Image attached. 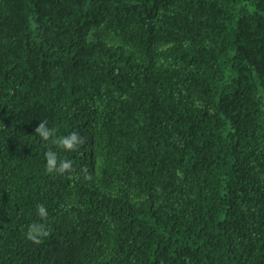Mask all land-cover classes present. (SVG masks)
<instances>
[{
    "label": "trees",
    "instance_id": "1",
    "mask_svg": "<svg viewBox=\"0 0 264 264\" xmlns=\"http://www.w3.org/2000/svg\"><path fill=\"white\" fill-rule=\"evenodd\" d=\"M0 264H264V0H0Z\"/></svg>",
    "mask_w": 264,
    "mask_h": 264
},
{
    "label": "clouds",
    "instance_id": "2",
    "mask_svg": "<svg viewBox=\"0 0 264 264\" xmlns=\"http://www.w3.org/2000/svg\"><path fill=\"white\" fill-rule=\"evenodd\" d=\"M52 129L46 128V122H40L38 126L35 129V133L38 134L42 140L47 141L50 139V137L53 134ZM56 144L59 145V147L63 148L66 151H76L79 145H82L84 143L83 138L79 135L78 132H72L69 135L65 137H61L58 140L55 141ZM45 159L47 161L46 170L48 172L52 171H59L60 173H63L65 171H70L72 167V161L70 160H62L59 162L57 161V155L55 152L49 150L45 154ZM38 213L44 214L45 208L43 205L37 206ZM29 238L32 239L33 237L31 234H29Z\"/></svg>",
    "mask_w": 264,
    "mask_h": 264
}]
</instances>
